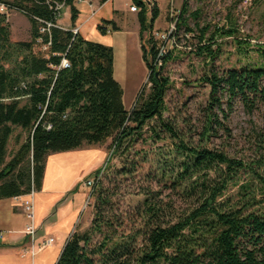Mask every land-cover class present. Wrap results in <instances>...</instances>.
Here are the masks:
<instances>
[{
	"label": "trees",
	"instance_id": "1",
	"mask_svg": "<svg viewBox=\"0 0 264 264\" xmlns=\"http://www.w3.org/2000/svg\"><path fill=\"white\" fill-rule=\"evenodd\" d=\"M56 1L68 8L70 28L56 26L40 34L38 20L55 24L46 0H0L24 15L30 25L28 41L12 42L9 15H0V200L38 192L49 155L102 146L108 140L112 155H124L150 121H162L169 81L161 72L170 54L156 66L159 48L151 32L159 16L157 5L129 0L139 9L140 51L150 88L147 94L140 92L128 112L122 87L114 78L113 48L73 33L79 16L75 4L85 0ZM186 7L184 0L178 29L185 24ZM97 31L104 36L118 28L114 21L102 20ZM206 31L200 30V41ZM207 42L198 48L199 54H211L214 37ZM63 61L68 67H62ZM207 83L210 123L221 96L239 99L250 109L258 102L264 104V64L223 75L211 72ZM164 128L168 137L176 138L172 127L165 124ZM13 138L18 147L8 155ZM174 151L177 159H166L159 177L150 178L189 200V212L168 219L164 214L169 203L163 204L160 192L148 190L135 210L141 228L126 236L119 233L123 221L105 217L108 188L94 179L91 226L72 232L56 264H264V208L250 182L238 185L241 175L258 176L257 172L207 148L188 149L181 144ZM235 186L236 194L223 199ZM95 236L99 241L93 244Z\"/></svg>",
	"mask_w": 264,
	"mask_h": 264
},
{
	"label": "rangeland",
	"instance_id": "2",
	"mask_svg": "<svg viewBox=\"0 0 264 264\" xmlns=\"http://www.w3.org/2000/svg\"><path fill=\"white\" fill-rule=\"evenodd\" d=\"M183 1L172 0L174 15L179 16ZM122 4L127 10L132 5L127 0H112L103 11L107 8H121ZM86 5L88 4L78 3L79 8L88 10ZM156 5L159 16L153 24L151 36L159 49L163 47L166 53L170 54V59L163 65L161 72L169 81L165 110L162 114L163 122L150 121L124 155H112L109 140L102 146L81 149L100 150L105 153L104 162L96 169L83 174L80 185L89 195L92 190L86 186L87 181L97 179L108 188L110 204L105 208L104 215L123 221V231L119 230V233L123 232L126 236L141 228L136 222L135 210L146 198L144 193L148 190L160 192L159 199L163 204L169 203L170 208L164 214L168 219L174 214L189 212V200L172 192L164 182L160 183L156 178L151 179L152 175L159 177L160 171L167 163L166 159H177L174 151L176 145L183 144L188 149L207 148L221 152L229 159L240 160L251 167L258 176L243 174L238 185L250 182L259 194L260 205L264 208V104L258 102L250 109L239 99L229 100L226 96H221L220 107L212 110L210 123V86L207 83L211 72L223 75L229 70L262 68L264 0H186L185 24L179 29L175 24V31L171 32L168 39L161 37H166L171 31L170 1L160 0ZM97 6L98 3L93 1L92 7H88L93 11ZM67 14L68 9H63L60 17V24L63 26L70 23ZM113 14L119 15V12L113 11ZM135 14L137 16L138 12ZM7 22L12 42H25L30 39V25L24 15L12 13ZM117 26L122 32L114 39H123L125 45L121 48V57L126 56L127 61L122 86L125 108L129 112L140 92L144 90L147 94L149 91V71L141 58L138 23L136 27L118 20ZM204 28L207 31L204 39L200 41V30ZM229 30L235 32L233 36L220 35V32ZM211 37H214V42L210 45L211 54H199L198 48L206 45ZM146 39L145 34L144 41ZM116 51L120 50L116 48ZM165 124L173 128L176 138L168 137ZM17 147L14 138L11 139L8 155ZM122 169L129 173L120 174ZM236 192L237 186L230 187L223 199L234 196ZM93 206L94 199L90 196L83 206L78 223L80 230L91 226L94 219ZM98 241V236H95L93 244Z\"/></svg>",
	"mask_w": 264,
	"mask_h": 264
},
{
	"label": "crops",
	"instance_id": "3",
	"mask_svg": "<svg viewBox=\"0 0 264 264\" xmlns=\"http://www.w3.org/2000/svg\"><path fill=\"white\" fill-rule=\"evenodd\" d=\"M93 1L96 0L90 2ZM111 1L106 2L94 15L88 5H86L88 10L78 7V3L88 4L89 0L76 3L75 7L79 11V16L75 28L72 30H77L88 41L113 48L114 78L123 90L122 83L127 61L126 56L121 57V48L125 46L123 39H114L117 34L122 32L121 28L117 26V22L119 20L124 24L130 23L131 26L137 27L138 21H136V14L127 10L123 4L121 8H107L106 11H103L107 3ZM113 11H118L119 15L113 14ZM67 16L70 21L69 10ZM102 20L114 21L120 30L101 35L97 31V26ZM58 24L63 29L70 28V23L68 26L61 25L60 19ZM116 48L120 51L117 52ZM123 104L125 106L124 90ZM104 159L105 153L100 150H74L47 157L41 189L34 194L37 234L33 244L37 248L49 238L53 239V243L38 250L33 256L27 253L30 242L23 233L27 221L23 215L20 201L14 198L0 200V264L57 263L69 236L78 227L83 206L90 197L84 187L80 185L81 176L96 169L100 163L104 162Z\"/></svg>",
	"mask_w": 264,
	"mask_h": 264
},
{
	"label": "built area",
	"instance_id": "4",
	"mask_svg": "<svg viewBox=\"0 0 264 264\" xmlns=\"http://www.w3.org/2000/svg\"><path fill=\"white\" fill-rule=\"evenodd\" d=\"M85 1H88V0H85ZM90 1L91 0H89V2H88V6L92 7V2H90ZM96 1L98 3V6H97V8H95L92 11V15H94L98 9H100L106 2H108L110 0H107L103 4H100L98 0H96ZM157 1H160V0H142V2L149 7H152L154 4H156ZM169 1H170V9L169 10H170V22H171L170 30L171 31L168 33V35L166 37L162 36L161 37L162 39L170 38L171 32L175 31V24L178 21V15H174L175 12H174V9L172 8V0H169ZM46 4H48L50 11H52V13L54 15L55 24L52 22H43L41 20H38L42 24L40 29H39L40 34L47 33L51 27H56V26L61 27L58 24V21L62 15V10L64 9V3L56 1V0H46ZM15 11L16 10L12 9L9 4L0 2V15H9ZM129 11L132 13H136V12H139V9L135 5L132 4L129 8ZM17 13H19V12H17ZM73 33L76 34L77 30H73ZM166 54H167L166 51L163 49V47H161L159 49V54H158V58H157V65H156L157 67H160L162 65L161 58L164 57ZM62 67H64V68L68 67V64L66 61L62 62ZM93 181H94V179L91 181H87L86 186L91 188L93 185ZM34 194H35L34 190H31L30 193L25 195V196L14 198L15 200L20 201L22 211H23V215L27 221V224L25 226L23 233L29 239L30 246H29V249H27V253H29L31 256L35 255V253L38 250H42V249L50 246L53 243V239L49 238V239H46L45 241H43L39 247H37V248L34 247L33 243H34V240H35V237L37 234V226L35 225Z\"/></svg>",
	"mask_w": 264,
	"mask_h": 264
}]
</instances>
